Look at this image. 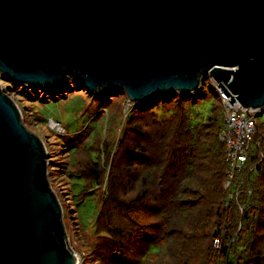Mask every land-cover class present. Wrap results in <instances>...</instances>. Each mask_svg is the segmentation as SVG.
<instances>
[{
    "label": "water",
    "instance_id": "obj_1",
    "mask_svg": "<svg viewBox=\"0 0 264 264\" xmlns=\"http://www.w3.org/2000/svg\"><path fill=\"white\" fill-rule=\"evenodd\" d=\"M0 75L143 104L209 79L264 110V0H0ZM0 264H80L43 142L0 89Z\"/></svg>",
    "mask_w": 264,
    "mask_h": 264
},
{
    "label": "trees",
    "instance_id": "obj_2",
    "mask_svg": "<svg viewBox=\"0 0 264 264\" xmlns=\"http://www.w3.org/2000/svg\"><path fill=\"white\" fill-rule=\"evenodd\" d=\"M206 83L123 115L108 113L117 98L102 99L104 113L63 143L64 167H49V180L59 176L55 194L71 200L89 234L83 264H264V110L248 160L226 189L222 105ZM63 89L77 86L69 80Z\"/></svg>",
    "mask_w": 264,
    "mask_h": 264
},
{
    "label": "rangeland",
    "instance_id": "obj_3",
    "mask_svg": "<svg viewBox=\"0 0 264 264\" xmlns=\"http://www.w3.org/2000/svg\"><path fill=\"white\" fill-rule=\"evenodd\" d=\"M207 80L209 83L205 84L204 90L209 91L212 88L215 93H217L212 82L209 79ZM204 81L205 79L202 83ZM68 82L57 87L59 88L58 90H54L56 88L45 89L21 87L6 81V79L0 75V89L16 104L21 112L22 121L26 128L39 137L44 144L48 158V171L49 167H54L58 170H61V167H64L65 161L63 159L64 153L62 150H65L66 147H63V143L69 142L70 144V141L76 137L75 135H77L76 138L80 137L81 134L87 130V124L95 118L98 119L100 115L104 113L103 111L105 108H102L104 106V104L101 103L102 99L113 100V98H117L115 103L111 102L108 105V113L111 114L121 111V114L123 115L125 112H128L130 107L133 106L135 108V106H138L128 103V99L124 94L118 96H99L89 94L78 88L74 90L63 89L68 86ZM80 91H82V93H80ZM49 92L52 95L48 94ZM40 97L42 98L40 99ZM259 113L260 112H258V114ZM263 119L264 114L261 116L258 115V120L263 121ZM51 122L59 125L62 130L59 131L57 127L52 126ZM55 177H58V179H53V186L49 180L53 191L55 190L53 187L62 189V185L64 184L59 180L57 174ZM62 193L63 191L60 192V194ZM57 198L63 209V221L69 245L80 259V264H83V261L87 257L85 254L86 252L84 251V244L89 240V234L79 230L73 210L71 211V200H69L66 195H58ZM93 212V205L91 203L86 204L84 208H81L80 221L82 225L88 226L91 223Z\"/></svg>",
    "mask_w": 264,
    "mask_h": 264
},
{
    "label": "built area",
    "instance_id": "obj_4",
    "mask_svg": "<svg viewBox=\"0 0 264 264\" xmlns=\"http://www.w3.org/2000/svg\"><path fill=\"white\" fill-rule=\"evenodd\" d=\"M212 84L216 88L222 105L224 126L220 140L225 144V159L229 165L225 183L227 189L231 186L234 175L243 169L248 160V154L256 133L255 117L258 112H246L238 103L231 106L229 98L225 97L213 82ZM51 125L57 127L59 131L62 130L59 125L53 122ZM214 244L217 247L218 241L215 240Z\"/></svg>",
    "mask_w": 264,
    "mask_h": 264
},
{
    "label": "bare ground",
    "instance_id": "obj_5",
    "mask_svg": "<svg viewBox=\"0 0 264 264\" xmlns=\"http://www.w3.org/2000/svg\"><path fill=\"white\" fill-rule=\"evenodd\" d=\"M79 261H80V259H79Z\"/></svg>",
    "mask_w": 264,
    "mask_h": 264
}]
</instances>
